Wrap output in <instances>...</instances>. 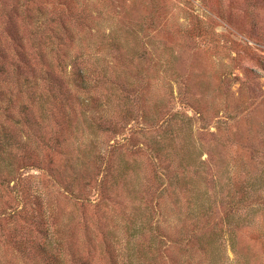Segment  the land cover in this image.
Masks as SVG:
<instances>
[{"label": "rangeland", "instance_id": "rangeland-1", "mask_svg": "<svg viewBox=\"0 0 264 264\" xmlns=\"http://www.w3.org/2000/svg\"><path fill=\"white\" fill-rule=\"evenodd\" d=\"M0 264H264V0H0Z\"/></svg>", "mask_w": 264, "mask_h": 264}, {"label": "trees", "instance_id": "trees-1", "mask_svg": "<svg viewBox=\"0 0 264 264\" xmlns=\"http://www.w3.org/2000/svg\"><path fill=\"white\" fill-rule=\"evenodd\" d=\"M210 219H211V216L209 217ZM153 233H155L154 231H153ZM189 234V233H188ZM188 234L186 235V243H187V245H189L190 243H191V238L188 236ZM156 237H158V233H157V236ZM201 238H205V234L201 237ZM200 238V239H201ZM155 240V235H153V236H150L149 238H148V242H149V246H147V248L142 252L143 253V256H146L147 254L149 255V253L151 254H153V247H151V245H152V242ZM145 246H143V248H144ZM46 248V247H45ZM61 249H57L56 251H53L52 249H50V248H46V253H50V256H51V260H57V259H59L60 260V258L62 257V253H61V251H60Z\"/></svg>", "mask_w": 264, "mask_h": 264}]
</instances>
